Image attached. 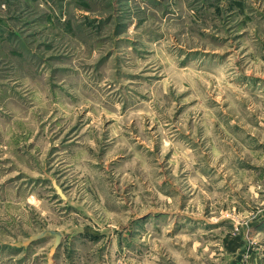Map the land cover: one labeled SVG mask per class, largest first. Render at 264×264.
<instances>
[{"label": "rangeland", "instance_id": "1", "mask_svg": "<svg viewBox=\"0 0 264 264\" xmlns=\"http://www.w3.org/2000/svg\"><path fill=\"white\" fill-rule=\"evenodd\" d=\"M0 264H264V0H0Z\"/></svg>", "mask_w": 264, "mask_h": 264}, {"label": "water", "instance_id": "2", "mask_svg": "<svg viewBox=\"0 0 264 264\" xmlns=\"http://www.w3.org/2000/svg\"><path fill=\"white\" fill-rule=\"evenodd\" d=\"M55 236H56V239H57V240H58V239H59V237H60L58 234H56Z\"/></svg>", "mask_w": 264, "mask_h": 264}]
</instances>
